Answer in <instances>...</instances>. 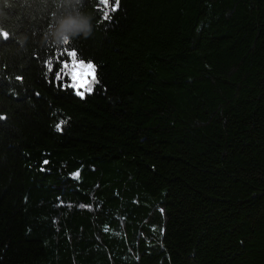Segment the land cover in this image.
<instances>
[{
	"label": "trees",
	"instance_id": "16d2710c",
	"mask_svg": "<svg viewBox=\"0 0 264 264\" xmlns=\"http://www.w3.org/2000/svg\"><path fill=\"white\" fill-rule=\"evenodd\" d=\"M102 10L0 0V264H264V0Z\"/></svg>",
	"mask_w": 264,
	"mask_h": 264
},
{
	"label": "snow or ice",
	"instance_id": "6c2138e0",
	"mask_svg": "<svg viewBox=\"0 0 264 264\" xmlns=\"http://www.w3.org/2000/svg\"><path fill=\"white\" fill-rule=\"evenodd\" d=\"M111 2V7L109 4ZM102 5V15L104 19L110 18V13L119 9L120 0H98V6ZM61 59L55 58V63L59 65L58 69H54L53 60L49 59L46 62V67L49 72L55 71V80L60 82L66 81L65 87H71L75 90V94L83 98L86 93L92 91L93 85L96 83L95 66L90 62H85L77 58V53L74 49L65 48L60 54ZM57 130H60V125H57ZM75 176L78 178L79 173Z\"/></svg>",
	"mask_w": 264,
	"mask_h": 264
},
{
	"label": "clouds",
	"instance_id": "9594fccd",
	"mask_svg": "<svg viewBox=\"0 0 264 264\" xmlns=\"http://www.w3.org/2000/svg\"><path fill=\"white\" fill-rule=\"evenodd\" d=\"M90 30L88 18L69 17L59 22L54 36L56 38V42L63 44L65 41L70 40L74 35L83 33L85 36H87L90 33Z\"/></svg>",
	"mask_w": 264,
	"mask_h": 264
}]
</instances>
